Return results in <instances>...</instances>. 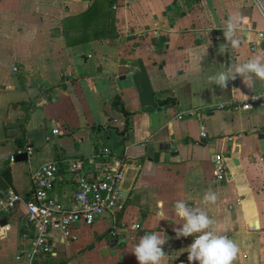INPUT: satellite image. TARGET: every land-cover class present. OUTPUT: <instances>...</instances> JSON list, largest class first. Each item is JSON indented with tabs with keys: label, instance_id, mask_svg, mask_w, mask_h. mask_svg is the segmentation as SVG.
I'll use <instances>...</instances> for the list:
<instances>
[{
	"label": "crops",
	"instance_id": "crops-1",
	"mask_svg": "<svg viewBox=\"0 0 264 264\" xmlns=\"http://www.w3.org/2000/svg\"><path fill=\"white\" fill-rule=\"evenodd\" d=\"M172 3L0 0V172L11 167L22 198L2 218L10 229H0V264H21L16 255L30 247V176L45 162L60 164L63 181L49 194L70 207L76 182L65 169L74 159L97 177L102 163L124 167L120 226L112 229L108 215L76 228L74 241L53 232L51 263L138 264L133 246L157 231L169 238L163 264H188L185 248L194 237L174 238L182 221L173 205L184 200L206 211L217 232L237 242L233 264H264V104L248 111L218 109L264 87L257 82L250 89L241 78L226 89L207 82L223 66L264 57V0H177L166 11ZM235 15L244 18L236 34L241 43L224 53L225 21ZM129 57L144 62L156 110L141 108L129 77L121 80L125 68L119 61ZM200 123L207 132L203 140ZM19 151L30 152L27 163H13ZM215 153L226 158L230 178L223 183L212 177ZM209 190L217 200L205 205ZM158 211L165 220L156 227ZM109 234L117 240L106 243Z\"/></svg>",
	"mask_w": 264,
	"mask_h": 264
},
{
	"label": "built area",
	"instance_id": "built-area-1",
	"mask_svg": "<svg viewBox=\"0 0 264 264\" xmlns=\"http://www.w3.org/2000/svg\"><path fill=\"white\" fill-rule=\"evenodd\" d=\"M67 76L70 78L73 75L69 73ZM260 104H264V89L246 94L239 102L230 101L220 104L218 109L229 107L233 110L248 111ZM188 114L201 118L194 112ZM183 116L179 114L178 119H182ZM118 126L123 127V122H119ZM199 137L202 140L207 138L206 128L202 123L199 124ZM238 138L239 135H236V137H229L228 140ZM108 153L105 150L102 154L106 156ZM18 154L21 152L19 151ZM27 154L30 152L28 151ZM13 159L14 156L11 160ZM66 166L65 171L74 175L76 182L73 204L67 208L54 202L49 194L57 183L63 181L60 164L45 162L30 176L33 188L28 201L25 202V209L26 223L31 227L33 235L29 249L15 257V260L21 264H40L41 262L53 264L48 261V259L55 258L54 244L51 240L53 232H59L63 240L74 241L76 240V228L91 226L96 219L108 215L113 216L112 229L120 226L117 214L123 210L125 201L121 189L125 180L124 167L108 168L105 163H102L97 177L95 172H92L93 170L86 169L85 163L81 160H69ZM212 177L217 183L226 182L230 178L226 158L222 153H215L213 156ZM19 202H22V198L8 191L0 199V220L14 211ZM131 228L136 231L139 226L135 224ZM0 229L7 232L10 228L4 225Z\"/></svg>",
	"mask_w": 264,
	"mask_h": 264
},
{
	"label": "clouds",
	"instance_id": "clouds-1",
	"mask_svg": "<svg viewBox=\"0 0 264 264\" xmlns=\"http://www.w3.org/2000/svg\"><path fill=\"white\" fill-rule=\"evenodd\" d=\"M243 19L239 15H235L225 21L223 30L225 43L221 45L224 53L240 46L241 41L236 34L242 30ZM237 78H241L242 82L250 89L254 88L257 82L261 87H264V57L256 56L236 66H223L222 70L208 75L207 82L209 85L226 89L229 82L235 81ZM216 200V193L209 190L204 195L202 202L207 205L214 204ZM173 212L182 221L179 224L180 227L174 228V238L179 240L194 237L192 243L185 248L188 264H233L240 251L239 245L228 235L217 232L214 227V219L206 211L191 207L184 200H177L173 205ZM156 216L157 227L160 221L165 220V213L158 211ZM168 239V237L162 238L161 232L146 233L133 246L131 253L135 256L138 264H163L169 256L164 250Z\"/></svg>",
	"mask_w": 264,
	"mask_h": 264
},
{
	"label": "water",
	"instance_id": "water-1",
	"mask_svg": "<svg viewBox=\"0 0 264 264\" xmlns=\"http://www.w3.org/2000/svg\"><path fill=\"white\" fill-rule=\"evenodd\" d=\"M82 1H90V0H82ZM177 0H174V3L172 5H169L166 7V11H170L171 7H173L176 4ZM166 13L164 12L162 15L164 16ZM119 64L125 68V74L121 77V80H125L128 76L130 79V83L132 87L134 88L135 92L138 96V102L141 108H149L151 110H156L157 108V102L155 100L154 92L152 89L151 81L146 69V66L142 59L140 58H127V59H121L119 61ZM39 80H36V83H38ZM163 149H167L166 147H163ZM158 155H155V158ZM27 153H21L14 157L13 163L19 164V163H27L28 158ZM13 177H12V171L11 167H7L3 169V171L0 172V199L4 197V195L11 191L15 195H17V192L15 188L13 187ZM6 224L5 219L0 220V225L3 226ZM118 236L109 234L107 238L104 239L106 243L113 242L117 240Z\"/></svg>",
	"mask_w": 264,
	"mask_h": 264
},
{
	"label": "trees",
	"instance_id": "trees-1",
	"mask_svg": "<svg viewBox=\"0 0 264 264\" xmlns=\"http://www.w3.org/2000/svg\"><path fill=\"white\" fill-rule=\"evenodd\" d=\"M168 103H169V100H166V101H164V103H163V105H162V107H166L167 105H168ZM161 106H160V108H162ZM125 117H128V113H126L125 112ZM124 126H125V129H128V127H127V124L126 123H124Z\"/></svg>",
	"mask_w": 264,
	"mask_h": 264
}]
</instances>
